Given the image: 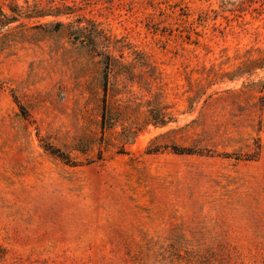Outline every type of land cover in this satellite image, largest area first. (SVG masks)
Here are the masks:
<instances>
[{
  "label": "rangeland",
  "instance_id": "rangeland-1",
  "mask_svg": "<svg viewBox=\"0 0 264 264\" xmlns=\"http://www.w3.org/2000/svg\"><path fill=\"white\" fill-rule=\"evenodd\" d=\"M0 6V264H264V0Z\"/></svg>",
  "mask_w": 264,
  "mask_h": 264
},
{
  "label": "trees",
  "instance_id": "trees-1",
  "mask_svg": "<svg viewBox=\"0 0 264 264\" xmlns=\"http://www.w3.org/2000/svg\"><path fill=\"white\" fill-rule=\"evenodd\" d=\"M26 10L28 13L29 17H43L46 15H53V16H58V15H65V14H69V8L64 6L63 9H59L54 13L51 12H46V10H42L41 8H39L36 3H34L33 5L27 4L26 5ZM11 9V8H10ZM15 19L14 15H7L6 13H4L2 7L0 6V24H7L12 22ZM62 25V22H56V26H60ZM164 120H159V122H155L154 124H164Z\"/></svg>",
  "mask_w": 264,
  "mask_h": 264
}]
</instances>
